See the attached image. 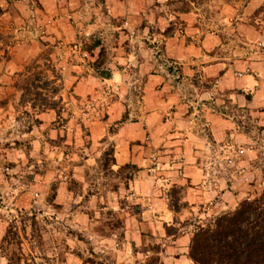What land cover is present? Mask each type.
<instances>
[{
    "label": "rangeland",
    "instance_id": "1",
    "mask_svg": "<svg viewBox=\"0 0 264 264\" xmlns=\"http://www.w3.org/2000/svg\"><path fill=\"white\" fill-rule=\"evenodd\" d=\"M250 2L58 0L44 29L26 3L41 44L1 104L0 264H191L195 226L261 193L264 4Z\"/></svg>",
    "mask_w": 264,
    "mask_h": 264
},
{
    "label": "trees",
    "instance_id": "2",
    "mask_svg": "<svg viewBox=\"0 0 264 264\" xmlns=\"http://www.w3.org/2000/svg\"><path fill=\"white\" fill-rule=\"evenodd\" d=\"M94 64V68L102 70L103 49H100ZM101 74L103 79L111 77L109 71L102 70ZM55 94L56 91H53L52 96ZM132 168L137 171L136 167ZM171 230V227H166L169 237L174 235ZM13 237L14 233L9 228L1 240L2 244L11 246ZM187 258L191 264H264V189L252 200L242 201L234 211L204 226H195L191 232ZM7 264H21V261L14 255H8Z\"/></svg>",
    "mask_w": 264,
    "mask_h": 264
},
{
    "label": "crops",
    "instance_id": "3",
    "mask_svg": "<svg viewBox=\"0 0 264 264\" xmlns=\"http://www.w3.org/2000/svg\"><path fill=\"white\" fill-rule=\"evenodd\" d=\"M29 0H0V128H2L3 119L5 114H9L13 109L11 103L5 104V107H1V104L4 100L10 99L13 96H19V92L15 89V83L18 81L21 74L25 71V68L28 63L33 59L39 50L40 41L37 42L35 39V32L33 29H26V27H31L29 24L28 18L30 16V10L26 4ZM40 6L42 7L41 16L44 17L40 19L39 26L43 29L47 28V14H56L57 11V2L58 0H38ZM264 4V0H251L248 4L246 10L244 11L246 15L251 14L254 10L259 8ZM54 8H50L53 6ZM62 11L61 9H59ZM39 45V46H38ZM200 64V63H199ZM218 69H205V74L208 76L213 75ZM228 75L218 80V83L226 89H229L230 86L233 88V84L226 82ZM255 85L250 84L248 81L247 91L251 88H254ZM228 86V87H227ZM163 102V101H162ZM161 102V104H162ZM160 104V100L156 102L155 107L151 108L150 118L156 117L157 113L164 108V105ZM155 112V113H154ZM148 115L144 118L145 122ZM143 119V120H144ZM165 125H170L166 123ZM191 161L194 160L190 156ZM186 182L188 185L199 186L201 182V175L199 171L194 172L193 169H188V174L186 175ZM200 181V182H199ZM192 188V187H191ZM189 193L190 189L187 190ZM191 191H195L191 189ZM196 192V191H195ZM196 193H199L198 191ZM189 201V199H186ZM190 202V205L195 207L200 206L201 201ZM187 202V201H185Z\"/></svg>",
    "mask_w": 264,
    "mask_h": 264
}]
</instances>
